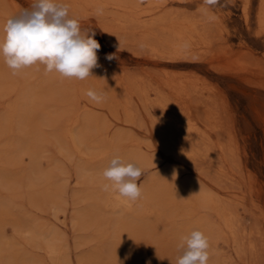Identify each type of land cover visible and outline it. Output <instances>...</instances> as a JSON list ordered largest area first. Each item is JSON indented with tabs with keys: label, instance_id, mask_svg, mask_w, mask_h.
Masks as SVG:
<instances>
[{
	"label": "rangeland",
	"instance_id": "374dc122",
	"mask_svg": "<svg viewBox=\"0 0 264 264\" xmlns=\"http://www.w3.org/2000/svg\"><path fill=\"white\" fill-rule=\"evenodd\" d=\"M33 2L0 0V33L8 18ZM58 2L68 5L69 18L77 19L82 31L95 32L101 45L100 67L84 80L46 73L42 64L13 75L0 58V75L9 80L0 94V115L7 109L13 112L2 124L16 143L18 135L27 132L18 111L25 101L28 106L33 102L27 126L39 141L37 152L23 150L20 161L8 166L6 181L0 179V198L11 202L10 212L0 216V237L14 243L3 260L16 246L14 264H57L44 249L26 243L32 215L66 235L69 264H176L181 239L173 234L166 236L160 252L152 235H143L132 241V249L117 243L119 254L110 258L118 212L102 205L96 217L85 216L88 202L80 194L84 189L78 157L64 154L58 136L63 137L71 119L83 126L91 118L99 129L90 133L103 132L125 148L140 147L152 156H163L158 165H140L139 185L164 167L178 166L182 168L178 178L191 175L212 189L228 214L226 218L214 207L201 210L214 227L209 258L215 256L218 264H264V27L257 20L258 0H249L248 17L244 11L248 0H219L212 6L204 0ZM98 8L102 14H97ZM107 54L115 58L109 61ZM28 83L33 101L26 95ZM89 89L102 92L104 100L91 101L86 96ZM3 135L0 157L8 151ZM57 160L65 181L60 204L33 202L31 181L39 180Z\"/></svg>",
	"mask_w": 264,
	"mask_h": 264
},
{
	"label": "bare ground",
	"instance_id": "6f19581e",
	"mask_svg": "<svg viewBox=\"0 0 264 264\" xmlns=\"http://www.w3.org/2000/svg\"><path fill=\"white\" fill-rule=\"evenodd\" d=\"M249 8L250 3L248 0V2L244 6L245 15L247 17L249 16ZM257 20L259 26L263 28L264 0H258ZM180 33L183 34V32ZM175 51V55L179 53V51L178 53L177 50ZM180 52L183 53L184 49L180 50ZM8 83L9 80L7 78H4L1 74L0 94L4 91ZM24 87H26L27 97L29 96L30 101H33L34 97L32 96V93H30L31 91H29V89L32 87L31 83L24 85ZM26 103L27 102L25 101L21 108V111H18V115L22 127L25 128L26 125L27 132H24L23 135H18V137L16 138V143L14 142V139H11L9 127L2 124L4 119L7 120L12 118V109H7L3 114L0 115V124L5 126L2 129V125H0V134H5L3 135L6 143L5 148L8 150L5 155L3 154V156L0 157V160H2V165H0V179H3V181H6L4 177H8L9 171L7 170L10 168H8V166L11 163H18L20 161V155L22 154L23 150L29 149L32 152L38 151V148H36V144L38 145L39 141L35 137L36 132H31L27 126L29 124L28 120H31L30 118L32 117L31 112H33V110H31V107H33V102H31L32 105L30 104L29 106ZM64 107H66V105H64ZM70 116L71 114L69 115V117ZM95 128L98 131L99 124L98 122H94L93 120H91V118L88 119L86 121V124L83 126H80L77 118H74L67 123L65 131L63 133V137L58 136V138L62 145L64 154H66L69 158H76V156L78 157L76 160L77 170L80 176L79 182L83 184L84 189V192L80 194L83 198L87 199L88 202L85 216L92 218L96 217L98 209H100L102 205H110L112 206L113 210L115 209L118 212V215L116 217V222L118 224V234L117 239L112 241L111 243L113 248H110L108 252L110 258L113 257L114 254H116V256L119 254L117 243H121V245L123 244L124 246L131 248L133 244L132 241L140 239L143 235H146L148 237L152 235L151 239L154 238L159 244V247L157 248L158 252L161 251L160 249L162 247V242L164 243L167 235L171 236L173 234L177 238L181 239L183 236L188 235L193 230H199L203 232L204 235L208 238L209 244H211L213 239L212 232H214V227L212 225H209L206 214H203L201 210H203V208L206 209L209 207H214L216 211H218L220 214H223L225 217L228 214L225 208L219 204V198L215 195V193L212 192V189L206 184L201 183L198 178L196 179L191 175H186L182 178H178L177 176V178L173 180V169L177 170L178 175L182 171V168L175 166L167 168L164 167L143 180L142 184L140 185L142 196L137 201H129L128 199L119 196L116 192L103 191L102 185L108 183V181L104 179L102 173L113 156L119 155L122 157V159L125 160V162H134L139 166L158 165L163 162V156H152L151 154L144 152L140 147H128L129 149L125 148V144H122L120 140H117L113 137H108L104 135L103 132H89V130H95ZM184 151L178 154L183 155L185 152H189L188 149L185 152ZM63 171L64 170L60 167V163L57 160L54 162L51 168L43 172L39 180L31 181L30 198L33 200V202L37 203L42 200L55 201L57 203L59 202L62 192L65 188V181H61L60 178L62 177L61 173ZM193 199L195 200V202H192ZM9 200L10 198L8 197L0 198V216L6 214L7 212H10L11 202ZM59 204L60 203H58V205ZM83 215L80 216L83 217ZM178 217H181V220H178ZM17 219L18 217L16 218V220ZM18 221L20 222V219L17 220V222ZM74 221V223L76 224V221L78 220ZM78 223L80 224V226L83 225L82 221H78ZM27 225L28 233L24 235L26 243L28 242L33 246L44 249V251L49 256H51L57 264H69L70 258L68 256V249L65 241L66 235H62L60 229L56 225L51 224V222H48V220H40V218L32 215H30ZM127 227L132 230H126ZM133 230H136L137 233ZM157 230L159 231V233H157ZM142 231L143 234L141 235ZM10 244L12 245L14 243L11 242V240H6L0 237V264H14L12 256H14V250L17 249L16 246L11 247L12 251L9 252V258L3 260L4 252L9 250ZM22 254L24 255V253ZM36 258L37 257H35V259ZM31 261L34 262L33 259ZM208 264H218L216 257H210Z\"/></svg>",
	"mask_w": 264,
	"mask_h": 264
},
{
	"label": "clouds",
	"instance_id": "9594fccd",
	"mask_svg": "<svg viewBox=\"0 0 264 264\" xmlns=\"http://www.w3.org/2000/svg\"><path fill=\"white\" fill-rule=\"evenodd\" d=\"M219 0H204L206 5H216ZM102 14L103 9H96ZM91 31V30H90ZM82 31L77 19L69 18V7L58 0H34L28 9L7 19L0 33V58L16 75L21 70L42 64L45 72H56L63 78L84 80L100 67L97 52L101 45L94 39L95 32ZM187 47V45H184ZM113 54L105 59L111 61ZM86 96L93 102L101 103L104 94L89 89ZM142 168L134 162H125L115 155L103 170L108 183L102 185L105 192H116L129 201L142 196L138 184ZM178 176L173 169V180ZM181 255L176 264H208L209 242L203 232L193 230L183 236L178 245ZM130 256V254H129ZM126 256L125 259H128ZM150 264V262H149Z\"/></svg>",
	"mask_w": 264,
	"mask_h": 264
}]
</instances>
